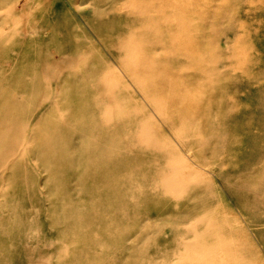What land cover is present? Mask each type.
<instances>
[{"label": "rangeland", "instance_id": "374dc122", "mask_svg": "<svg viewBox=\"0 0 264 264\" xmlns=\"http://www.w3.org/2000/svg\"><path fill=\"white\" fill-rule=\"evenodd\" d=\"M26 1L0 0V264H264V0Z\"/></svg>", "mask_w": 264, "mask_h": 264}, {"label": "bare ground", "instance_id": "6f19581e", "mask_svg": "<svg viewBox=\"0 0 264 264\" xmlns=\"http://www.w3.org/2000/svg\"><path fill=\"white\" fill-rule=\"evenodd\" d=\"M26 2H29V0H27ZM27 4H28V3H23V6H20L21 9H24V8L26 9V8H28V7H27ZM14 8H15V7H14ZM16 9H17V8H16ZM18 11H19V9H18ZM20 11H21V10H20ZM119 11H120V10H119ZM13 12H14V10H13ZM17 14L20 15V12H17ZM1 16H2V15H1ZM4 18H5V15H4ZM4 18H3V20L0 19V21H2V23H3V21H4ZM8 19H9V18H8ZM0 23H1V22H0ZM4 25H5V24H4ZM144 25H145V24H144ZM133 30H135V29H133ZM36 31H39V28H38V29L36 28ZM40 31H43V30L41 29ZM42 33H44V32H42ZM4 34H5V33H4ZM29 34H30L29 32H26V33H24L20 38L24 39V38H26ZM152 35H153V34H152ZM127 36H128V35H127ZM1 37H2V34H1ZM1 37H0V38H1ZM122 40H123V38H122ZM0 42H1V39H0ZM120 43L122 44V41H121ZM124 43H126L125 40H124ZM122 47H124V46L122 45ZM120 48H121V47H120ZM121 49H122V48H121ZM123 49H124V48H123ZM51 50H52V51H50V52H51L50 55L52 54L51 57H53V58H52V61H50V64L53 63V64H51V65H54L55 60H56V56L59 57V55H58L59 52L54 51L53 49H51ZM119 52H120V51H119ZM128 53H129V52H128ZM123 58H124V57H123ZM124 59H125V58H124ZM137 63H138V62H137ZM49 68L54 69L53 66H49V67H47V68H45V69H49ZM117 69H118V68H117ZM188 79H189V78H188ZM205 82H207V81H205ZM197 85H198V84H197ZM197 85H196V86H197ZM50 86H51L52 89H54V91H56V92L59 90V84H58V83L55 84V82H54V84L52 83ZM47 87H48V86H47ZM49 91L51 92V90H49ZM97 105H98V104H97ZM101 106H102V105H101ZM49 108H50V107H49ZM2 111H4V110H2ZM10 112H11V111H10ZM2 113H3V112H2ZM2 113H0V114H2ZM0 116H1V119H3V120H1L0 122L4 121V118H2L3 116H2V115H0ZM6 123H7V122H6ZM6 123H5V126H6ZM137 123H138V122H137ZM0 125H1V124H0ZM3 126H4V125H2V127H3ZM141 127H143V126H141ZM4 128H5V127H4ZM6 129H7V127H6ZM139 129H141V128H139ZM179 129H180V127H179ZM129 132H130V131H129ZM178 133H179V132H178ZM178 133H177V134H178ZM179 134H180V133H179ZM177 136H178V135H177ZM136 137H137V136H136ZM136 137H135V138H136ZM125 138H126V137H125ZM138 141H139V140H138ZM165 151H166V150H165ZM170 151H171V150H170ZM176 154H177V153H176ZM181 154H182V153H181ZM172 157H173V156H172ZM170 158H171V157H170ZM167 159L169 160V158H167ZM171 159H172V158H171ZM168 160H167V161H168ZM174 160H175V158H174ZM177 160H178V159H177ZM175 161H176V160H175ZM162 173H163V172H162Z\"/></svg>", "mask_w": 264, "mask_h": 264}]
</instances>
